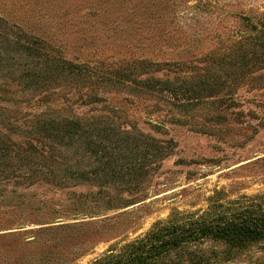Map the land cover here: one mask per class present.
I'll return each mask as SVG.
<instances>
[{
	"label": "rangeland",
	"instance_id": "obj_1",
	"mask_svg": "<svg viewBox=\"0 0 264 264\" xmlns=\"http://www.w3.org/2000/svg\"><path fill=\"white\" fill-rule=\"evenodd\" d=\"M0 16L65 59L94 68L136 60L177 63L180 70L152 75L187 82L200 95L183 110L156 94L98 88L122 129L160 146L171 140V150L160 156L137 144L135 167L152 168L143 189H108L131 199L126 206L106 207L88 195L98 188L89 183L8 188L0 197V264H91L156 222L235 211L264 197V65L256 62L253 45L264 0H0ZM203 75L208 86L200 84ZM15 95L30 99L0 105L12 109L20 125L28 113L40 111L110 115L101 103L82 104L83 90L74 87ZM178 118L183 123L172 122ZM158 123L160 130L153 127ZM8 133L23 141L19 133ZM201 248L218 258L216 264H264L262 243L231 250L223 262L222 244L206 241Z\"/></svg>",
	"mask_w": 264,
	"mask_h": 264
},
{
	"label": "trees",
	"instance_id": "obj_2",
	"mask_svg": "<svg viewBox=\"0 0 264 264\" xmlns=\"http://www.w3.org/2000/svg\"><path fill=\"white\" fill-rule=\"evenodd\" d=\"M259 24L261 28L254 26L259 34L254 35L253 45L258 49L256 62L264 65V20ZM176 69L180 70L177 63L146 60L103 69L76 63L65 59L45 40L0 16L1 102H27L30 98L15 94L69 86L83 90L82 104L101 103V110L110 113L80 117L40 111L28 113L20 125L11 115L13 110L0 105V197L10 187L36 183L67 187L89 183L98 188L88 195L98 196L106 207L126 206L131 199L113 195L108 189L115 186L134 194L143 189L152 168L150 164L135 167L137 144L165 156L171 150L172 141L167 140L160 146L154 138L122 129L112 118L113 109L104 103L97 89L110 86L141 95L156 94L162 101L177 102L185 110L191 100L200 96L198 91L188 88L187 82L182 81L180 85L152 75ZM205 76L201 77L203 87L209 83ZM213 84L210 82V88ZM172 120L183 123L181 118ZM153 127L160 130L162 124H153ZM7 131L19 133L23 141L11 139ZM234 210L213 214L206 211L197 218L188 215L181 221L156 222L142 236L119 248L111 247L91 264H216L218 258L213 259L214 254L205 253L201 248L206 241L222 244L225 250L219 262L229 261L231 250L264 244V197Z\"/></svg>",
	"mask_w": 264,
	"mask_h": 264
}]
</instances>
